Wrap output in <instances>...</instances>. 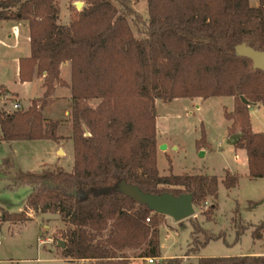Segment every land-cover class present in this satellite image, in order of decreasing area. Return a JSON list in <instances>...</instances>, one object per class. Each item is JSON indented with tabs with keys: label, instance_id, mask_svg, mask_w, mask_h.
Returning a JSON list of instances; mask_svg holds the SVG:
<instances>
[{
	"label": "trees",
	"instance_id": "1",
	"mask_svg": "<svg viewBox=\"0 0 264 264\" xmlns=\"http://www.w3.org/2000/svg\"><path fill=\"white\" fill-rule=\"evenodd\" d=\"M71 1L83 7H73L69 24L60 25L57 0H0V21L26 22L29 29L30 55L19 60V82L41 78L44 89L27 110H0V141L63 140L56 135L59 124L42 115L60 86L70 90L73 145L70 172L43 166L12 174V160H1L0 175L9 182L5 189L30 192L20 213L0 209V220L18 225L29 220V212L57 215L69 226L61 239L65 258L73 261L132 264L127 252L142 251L138 259L183 264L181 258L161 259L159 228L165 216L117 187L125 182L150 195L189 194L197 209L211 199L201 214L212 222L219 184L229 191L238 176L225 171L219 181L174 176L171 170L160 176L157 170L155 103L178 99L233 98V111L223 109L231 123L228 134H237L234 149L246 153L248 179H264V132L254 133L249 117V108L261 105L264 118V73L237 53L242 45L264 53V0L256 8L248 0H145L147 20L128 0ZM66 63L68 84L60 78ZM196 145L205 146L204 136ZM189 222L191 248L185 257L196 256L193 264H264V256L198 257L223 234ZM232 223L236 241L249 228H254L252 239H262L264 225H245L239 218Z\"/></svg>",
	"mask_w": 264,
	"mask_h": 264
},
{
	"label": "rangeland",
	"instance_id": "2",
	"mask_svg": "<svg viewBox=\"0 0 264 264\" xmlns=\"http://www.w3.org/2000/svg\"><path fill=\"white\" fill-rule=\"evenodd\" d=\"M128 1L132 9L143 20H147L145 0ZM76 3L78 2L57 0L58 24L64 25L67 22L69 24L76 13L73 8ZM6 29L7 27L3 26V29L0 28V33H4ZM132 30L137 36L136 29L132 27ZM13 74L10 61L0 63V81L20 93L24 104L22 105L20 101L16 103L20 104L21 110H27L28 97L32 98L35 93L31 92L30 88L21 90L17 87ZM67 77L66 70L62 69L61 80ZM61 88L58 87L55 96L57 100L48 105L43 116L59 124L60 130L58 129L56 135L63 137L60 145L65 154L54 155L58 144L53 141H25L12 145L10 150L4 147V155L10 153L15 165L13 171L11 170L12 174L15 171H37L39 169L37 163L41 160L45 162L51 156L55 160L59 158V161L56 166L47 167L59 168L65 172L72 170L73 145L71 140H68L71 135V125L69 117L63 114V108L70 111V104L59 99L66 94ZM2 94L4 95L3 91ZM3 95L0 98V110L7 113L13 112L14 102ZM196 101L195 99H178L169 103L156 101V126L159 128V141H162V145L165 146L164 150H160L157 143L159 175L168 176L171 170L174 176L206 175L214 176L221 181L225 171H228L238 176V184L229 191L219 184L212 222L206 223L201 214L213 203L211 199H207L201 209L194 207V216L180 223L164 217L159 228L161 257L163 259L181 258L183 264L195 262L196 256L185 257L187 250L191 248L192 226L189 221L192 220L197 221L204 230L212 234H223L222 239L210 241L201 248L198 257L264 256V232H262L261 240H254L251 237L254 228H249L236 241L232 223L239 218L245 225L252 224L255 227L264 225V179H248L247 168H242L233 151L237 137L228 134L231 123L226 122L223 117V109L232 112L234 104L229 111L226 108L232 105L229 97L212 98L204 102L202 100V103ZM90 105L95 107L97 102H91ZM261 108L263 109V106ZM251 112L253 127L258 129L261 126L258 119L263 120V115L254 113L253 107ZM202 136H204L205 146L199 148L196 143ZM174 147L176 150H173ZM8 184L9 182L2 180L0 175V209L11 214L20 213L30 188L5 189ZM29 214V220L23 224L10 225L0 220V264H90L65 258L64 248H59L58 242H63L61 235L68 230L69 226L57 215H35L32 212ZM199 240H202L201 236ZM142 253V251H129L127 256L131 258L132 264H148L146 260L138 259ZM153 262L156 264L157 261Z\"/></svg>",
	"mask_w": 264,
	"mask_h": 264
},
{
	"label": "crops",
	"instance_id": "3",
	"mask_svg": "<svg viewBox=\"0 0 264 264\" xmlns=\"http://www.w3.org/2000/svg\"><path fill=\"white\" fill-rule=\"evenodd\" d=\"M248 3H249L250 7L256 8L259 5V0H248ZM82 7H83V4H82ZM64 25H68V22H67V24H64ZM3 26H4V28L7 27V29L4 31V33H0V63L5 62V61H10L12 66H13V71H14L13 75H14L15 85H17V87H19L21 90L30 88V91L35 93V95H33L32 98L28 97L29 103L26 106V108H28L30 106V103L32 100H37V99L42 98L43 93H44V89L42 87L43 80L41 78L35 77L32 82L24 83V84H21L19 82V79H18L19 60L22 58H28L30 55L28 25L26 22L0 21V28L3 29ZM8 26H9V29H8ZM62 69L66 70V73L68 75V77L66 79H62V80L68 84L70 82V66H69V64L66 63L60 67V76H61ZM58 87L59 86H55L54 93L50 99L51 103L54 102V100L55 101L57 100V99H55V96H56V93L58 91ZM61 89H62V91H65L66 94L59 97V99H63L65 102L70 104V90L68 88H61ZM0 90L4 91L5 95H3V96H5L7 99L13 98L16 101H20L22 105L24 104V99L20 96V93L16 90H12L10 87H8L6 84H4L2 81H0ZM195 100H197L196 101L197 103L198 102H200V103L204 102L201 99H195ZM230 100L232 102L231 107H226L227 109H229V111L232 110L233 104H234L233 98H230ZM12 102H14V101H12ZM15 103L16 102H14V104ZM49 104L50 103H48V105ZM48 105L42 110V115L48 109V107H49ZM252 107L254 108V113H256V114L260 113L263 115V109L261 108V105H254ZM252 107L249 108V117H250L251 129L254 133L264 132V118H263V120H261L260 118L258 119V122L261 125V126H259L258 129H255L253 127L252 112H251ZM197 108H198V106H197ZM69 112L70 111H67L65 108H63L64 116L69 117ZM58 129L60 130L59 127H58ZM58 129H57V131H58ZM57 136L60 138H63L60 135H57ZM235 136L237 137V134ZM159 137H160L159 128H158V126H156V141H157V143H159L158 144L159 146H163L162 145L163 142L159 141ZM42 141H48V140H42ZM42 141H34V142H42ZM62 141L63 140L55 142L56 144H58L56 146L55 150L53 148L54 155H56V156L57 155L59 156V153H61L62 155L65 154L64 150L61 148V145H60V143ZM18 143H24V142H13V143L8 144V143H4V142L0 141V162L3 159H11L10 153H8L7 155L6 154L4 155L3 148L7 147L10 150L12 145H15ZM173 150H176V147H174ZM233 151H234V154L236 155L235 156L236 160L239 163H241L242 168H247V157H246L245 151L235 150L234 148H233ZM58 161H59V158H57L55 160L53 156L48 158L47 161H45V162L41 160L37 163V167L39 168L38 170H40L41 167H43V166H56ZM12 162H13V160H12ZM13 165H14V162H13ZM247 173H248V169H247ZM161 259H163V258L161 257Z\"/></svg>",
	"mask_w": 264,
	"mask_h": 264
},
{
	"label": "water",
	"instance_id": "4",
	"mask_svg": "<svg viewBox=\"0 0 264 264\" xmlns=\"http://www.w3.org/2000/svg\"><path fill=\"white\" fill-rule=\"evenodd\" d=\"M77 10H80L82 3L75 4ZM237 53L252 62L253 69L264 73V53L254 51L244 45L237 48ZM244 103L246 101L242 99ZM165 146H160L164 150ZM117 191L121 194L135 200L138 204L146 206L150 211L172 219L180 223L194 216L195 210L192 205V196L189 194L175 197L164 193L161 195H150L143 193L139 188L120 182ZM59 248H64V242H58Z\"/></svg>",
	"mask_w": 264,
	"mask_h": 264
},
{
	"label": "built area",
	"instance_id": "5",
	"mask_svg": "<svg viewBox=\"0 0 264 264\" xmlns=\"http://www.w3.org/2000/svg\"><path fill=\"white\" fill-rule=\"evenodd\" d=\"M13 109H14V110H20V109H21L20 104H19V103H15V104H13ZM146 222L148 223L149 220L147 219ZM153 261H154V260H152V259H147V260H146V262H147L148 264H153ZM78 262H81V263H82V262H84V261H78Z\"/></svg>",
	"mask_w": 264,
	"mask_h": 264
}]
</instances>
